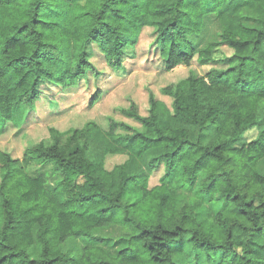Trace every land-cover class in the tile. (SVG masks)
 <instances>
[{
    "label": "trees",
    "instance_id": "16d2710c",
    "mask_svg": "<svg viewBox=\"0 0 264 264\" xmlns=\"http://www.w3.org/2000/svg\"><path fill=\"white\" fill-rule=\"evenodd\" d=\"M145 26L164 70H206L160 87L169 104L147 88L146 114L120 106L137 125H49L20 156L0 148V264H264V0H0V134L23 131L19 103L97 77L94 58L121 67Z\"/></svg>",
    "mask_w": 264,
    "mask_h": 264
},
{
    "label": "rangeland",
    "instance_id": "374dc122",
    "mask_svg": "<svg viewBox=\"0 0 264 264\" xmlns=\"http://www.w3.org/2000/svg\"><path fill=\"white\" fill-rule=\"evenodd\" d=\"M205 26L208 38H215L217 36L215 19L207 18ZM152 40V28L145 26L135 44L134 54L131 57H125L121 67L113 68L96 57L93 61L102 71L97 77L88 73L89 79H81L80 85L76 87L48 90L46 95L43 94L36 101L35 108L29 111L25 105L19 103L15 107L14 117L17 123L24 125L23 131L17 133L16 127L10 125L4 133L0 134V148L11 152L13 156H20L26 144L48 137L49 125L66 130L69 127L81 126L87 119H93L106 127L108 116L137 125L138 123L132 118L121 114L119 107L128 106L132 99L137 103L139 112L146 114L147 88L152 89L157 97L169 104L171 97L161 93L160 87L186 76L190 69L203 73L207 65L199 66L194 62L190 66L177 65L171 70H164L158 49L154 47ZM222 49L229 52L227 47ZM95 52H98V49L94 47L92 54ZM95 87L100 88L102 96L90 105L89 97ZM52 98L56 100V104ZM1 124L0 118V127ZM257 131L256 126L250 127L243 133V140L256 137ZM124 158L123 154L109 155L105 165L111 168ZM161 173L162 168L155 170L150 176L149 183L155 184ZM47 178L49 185L55 184L56 174L51 169L48 170ZM114 230L109 228L105 230V233H114L112 232ZM81 244L80 241L70 240L65 246L76 250Z\"/></svg>",
    "mask_w": 264,
    "mask_h": 264
}]
</instances>
